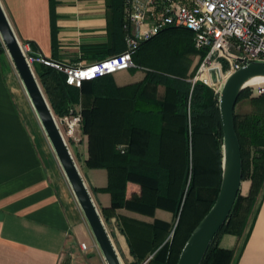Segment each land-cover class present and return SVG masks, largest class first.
<instances>
[{
    "label": "trees",
    "instance_id": "1",
    "mask_svg": "<svg viewBox=\"0 0 264 264\" xmlns=\"http://www.w3.org/2000/svg\"><path fill=\"white\" fill-rule=\"evenodd\" d=\"M114 10L122 25V0ZM2 50V49H1ZM3 51V50H2ZM119 53V52H115ZM192 33L183 27H166L141 41L133 53L130 73L142 71L140 80L116 84L113 73L83 80L78 87L64 82V74L50 67L34 68L53 114H80V132L86 137L87 168H103L109 205L101 208L106 219L125 208L152 215L154 209L170 212L169 222L123 220L129 251L145 264H175L178 253L198 220L211 206L220 180L221 124L217 94L189 80L195 67ZM161 86V92L158 87ZM245 100L249 110L237 112ZM233 109L234 130L241 158V181L248 180L245 195L237 192L225 223L214 234L200 264H232L240 253L253 221L258 195L264 188V88L243 89ZM137 186L134 197L125 196L126 184ZM241 243L218 245L222 234Z\"/></svg>",
    "mask_w": 264,
    "mask_h": 264
},
{
    "label": "crops",
    "instance_id": "2",
    "mask_svg": "<svg viewBox=\"0 0 264 264\" xmlns=\"http://www.w3.org/2000/svg\"><path fill=\"white\" fill-rule=\"evenodd\" d=\"M118 2L0 0V6L16 39L28 42L32 52L77 64L100 60L124 49L122 25L120 28L114 10ZM1 49L0 41V264H105L75 200L63 185L59 166L19 78ZM40 67L38 63L33 65L34 74V68ZM142 76L139 70L113 73L118 85L138 81ZM75 136L78 143L72 146L80 176L105 221L121 264H145L149 255L138 260L130 253L122 222H169L170 212L156 208L152 215H146L118 208L105 219L101 208L109 205V194L98 188L106 185V170L83 165L86 137L79 128ZM248 185V180L241 181L240 194H246ZM136 193L137 186L128 182L125 196L131 198ZM80 242L87 246L85 250L79 248ZM240 243L227 233L218 241L222 248ZM232 264H264V188L258 195L248 236Z\"/></svg>",
    "mask_w": 264,
    "mask_h": 264
},
{
    "label": "built area",
    "instance_id": "3",
    "mask_svg": "<svg viewBox=\"0 0 264 264\" xmlns=\"http://www.w3.org/2000/svg\"><path fill=\"white\" fill-rule=\"evenodd\" d=\"M124 49L89 63L65 64L18 41L33 70L38 63L64 74V82L78 87L83 80L133 67L131 54L137 45L166 27H183L192 33L197 63L191 83L197 81L216 94L218 84L233 70L249 61H264V0H122ZM15 70V69H14ZM264 85V84H263ZM263 85L255 88L256 94ZM252 89V87H251ZM55 122L65 138L72 137L80 124L78 108ZM79 248L87 246L80 242Z\"/></svg>",
    "mask_w": 264,
    "mask_h": 264
},
{
    "label": "water",
    "instance_id": "4",
    "mask_svg": "<svg viewBox=\"0 0 264 264\" xmlns=\"http://www.w3.org/2000/svg\"><path fill=\"white\" fill-rule=\"evenodd\" d=\"M0 41L16 71L29 105L62 171L74 200L90 230L105 264H121L104 222L88 194L78 168L55 122V115L39 82L27 64L0 6ZM264 78V61H249L230 72L217 86L221 124L220 180L214 201L183 243L175 264H200L214 234L225 223L241 183V158L233 124V109L239 93L254 78Z\"/></svg>",
    "mask_w": 264,
    "mask_h": 264
},
{
    "label": "rangeland",
    "instance_id": "5",
    "mask_svg": "<svg viewBox=\"0 0 264 264\" xmlns=\"http://www.w3.org/2000/svg\"><path fill=\"white\" fill-rule=\"evenodd\" d=\"M2 50H3V52L6 54V52H5V50H4V47H3V45H2ZM6 56H7V54H6ZM8 57V56H7ZM192 61H191V67H195L196 66V63H197V54H193L192 55ZM12 64V63H11ZM12 68H13V65H12ZM13 70H14V68H13ZM14 72H15V74H16V71L14 70ZM17 75V74H16ZM40 84V83H39ZM41 87V86H40ZM263 88H264V85H263ZM42 89V88H41ZM256 92V90H255V88H252V93H254V94H256L255 93ZM44 93V92H43ZM213 93H215L214 91H213ZM216 94V93H215ZM44 96H45V94H44ZM46 97V96H45ZM47 99V98H46ZM28 104H29V102H28ZM78 108V107H77ZM249 108H250V105L247 103V101H245V100H242V101H240V102H238L236 105H235V110L237 111V112H245V111H247V110H249ZM76 132V131H75ZM65 142H66V145H67V147H68V149H69V151H70V154H71V156H72V158H73V160H74V162H75V164H76V166H77V168H78V171L80 172V165H79V163H78V158H77V156H76V154H75V151H74V149H73V146H72V144H77L78 143V141H77V137L75 136V133H74V135L72 136V137H69V138H65ZM52 152V151H51ZM53 154V153H52ZM54 156V155H53ZM55 158V157H54ZM56 160V159H55ZM59 170H60V168H59ZM60 175H61V178H62V180H63V185H64V187H65V189H66V191L70 194V196L74 199V197H73V195H72V193H71V191H70V188H69V186H68V184H67V182H66V180H65V178H64V176H63V174H62V171L60 170ZM243 181V180H242ZM76 203V202H75ZM101 216V215H100ZM101 218H102V216H101ZM102 220H103V218H102ZM104 221V220H103ZM105 222V221H104ZM231 235V234H230ZM238 241V240H237Z\"/></svg>",
    "mask_w": 264,
    "mask_h": 264
},
{
    "label": "bare ground",
    "instance_id": "6",
    "mask_svg": "<svg viewBox=\"0 0 264 264\" xmlns=\"http://www.w3.org/2000/svg\"><path fill=\"white\" fill-rule=\"evenodd\" d=\"M249 86L252 88H256L264 84V78L258 77L248 82Z\"/></svg>",
    "mask_w": 264,
    "mask_h": 264
}]
</instances>
